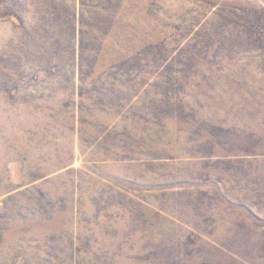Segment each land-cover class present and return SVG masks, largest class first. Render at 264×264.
<instances>
[{"label":"rangeland","instance_id":"rangeland-1","mask_svg":"<svg viewBox=\"0 0 264 264\" xmlns=\"http://www.w3.org/2000/svg\"><path fill=\"white\" fill-rule=\"evenodd\" d=\"M0 264H264V0H0Z\"/></svg>","mask_w":264,"mask_h":264}]
</instances>
